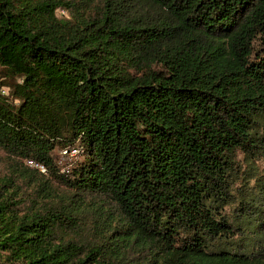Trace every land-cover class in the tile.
I'll list each match as a JSON object with an SVG mask.
<instances>
[{
	"label": "trees",
	"instance_id": "trees-1",
	"mask_svg": "<svg viewBox=\"0 0 264 264\" xmlns=\"http://www.w3.org/2000/svg\"><path fill=\"white\" fill-rule=\"evenodd\" d=\"M0 264H264V0H0Z\"/></svg>",
	"mask_w": 264,
	"mask_h": 264
},
{
	"label": "rangeland",
	"instance_id": "rangeland-1",
	"mask_svg": "<svg viewBox=\"0 0 264 264\" xmlns=\"http://www.w3.org/2000/svg\"><path fill=\"white\" fill-rule=\"evenodd\" d=\"M61 15V13H60ZM55 158H56V163L59 165V167L61 168V170H65V168H70L71 165L79 159V157H77V152L76 153H67L65 151H58L55 154Z\"/></svg>",
	"mask_w": 264,
	"mask_h": 264
},
{
	"label": "built area",
	"instance_id": "built-area-1",
	"mask_svg": "<svg viewBox=\"0 0 264 264\" xmlns=\"http://www.w3.org/2000/svg\"><path fill=\"white\" fill-rule=\"evenodd\" d=\"M65 152H67V151H65ZM71 152H72V153H76L77 150L73 149V150L69 151V153H71ZM67 153H68V152H67ZM28 164H29L30 166L35 167V168L38 169L40 172H44V171H45V168H44V166H42V165L35 164V163H33V162H28Z\"/></svg>",
	"mask_w": 264,
	"mask_h": 264
}]
</instances>
